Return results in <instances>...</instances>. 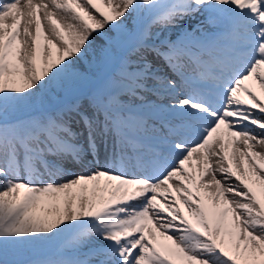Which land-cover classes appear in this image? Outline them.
<instances>
[{
    "label": "snow or ice",
    "instance_id": "snow-or-ice-1",
    "mask_svg": "<svg viewBox=\"0 0 264 264\" xmlns=\"http://www.w3.org/2000/svg\"><path fill=\"white\" fill-rule=\"evenodd\" d=\"M0 264H264V0H0Z\"/></svg>",
    "mask_w": 264,
    "mask_h": 264
}]
</instances>
